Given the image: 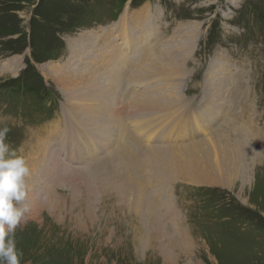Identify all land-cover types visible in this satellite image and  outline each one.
<instances>
[{"label":"rangeland","instance_id":"rangeland-1","mask_svg":"<svg viewBox=\"0 0 264 264\" xmlns=\"http://www.w3.org/2000/svg\"><path fill=\"white\" fill-rule=\"evenodd\" d=\"M123 10L130 16L143 12L144 24L155 27L153 34L133 31L139 43L132 46L130 61L115 26ZM186 23L198 24L195 39L179 32ZM98 36L104 37L103 45ZM114 55L119 60L112 65ZM174 58L181 59L179 69L153 67ZM54 64L61 70H53ZM216 69L225 90L207 112L209 72ZM114 72L121 81L118 133H132L125 137L134 152L128 170L117 154L105 159L107 166L96 159L113 150L108 144L94 149L90 159L99 164L100 175L86 161L65 166L69 156L91 153L84 134L102 132L108 121L102 100L96 101L95 114L103 118L97 126L84 118L76 122L75 99H102L95 93L104 95L99 81ZM93 73L94 82L89 80ZM133 73L142 78H134L135 84L127 79ZM132 94L152 110L130 105ZM111 125L105 132H111L109 138L115 131ZM0 127L9 128L5 142L33 168L26 196L17 204L26 209L14 233L21 264H167L164 258L171 264H264V0H0ZM211 136L223 158H214L207 143ZM227 140L240 147L220 148ZM248 141L255 142L254 153L247 151ZM41 144L46 165L40 161ZM146 145L168 156L172 152L178 163L190 158V165L211 177L220 171L233 180L212 186L171 177L162 165L165 156L154 166L168 178L154 181L147 169L136 176ZM238 151L243 154L233 164L231 156ZM138 177L151 179L144 185L146 196L157 201L156 228L128 196L138 192L140 184H133ZM181 234L189 240H181ZM179 242L190 250H180Z\"/></svg>","mask_w":264,"mask_h":264},{"label":"bare ground","instance_id":"bare-ground-1","mask_svg":"<svg viewBox=\"0 0 264 264\" xmlns=\"http://www.w3.org/2000/svg\"><path fill=\"white\" fill-rule=\"evenodd\" d=\"M142 7V6H141ZM128 14H126V11H124L123 10V13H122V15H121V19H120V21H118L117 22V24L115 25L118 29V32H119V34L121 35L120 36V38H121V42H122V47H123V50H125V52L127 53V55H125V57L129 60V56L128 55H130V53H131V51L133 52V51H135V49H134V47L132 48V46H137L138 45V40H137V38L136 37H133V34L135 33V32H133L135 29H136V32L137 33H142V35H147V34H151L152 33V30H154V28L155 27H153V25H150L149 23H147V25H145L144 24V22L146 21L144 18H146V16H145V14L143 13V12H140L138 15L137 14H135V15H128ZM128 21H127V20ZM194 23V22H193ZM130 24H134V26L135 25H137L136 26V28H133V27H131L130 28ZM187 25H184L183 27H179L178 28V30H179V32H184V34H191L189 37H188V39H190V40H192V39H195V37H197V28H198V24L197 25H195L194 24V26H191V23H186ZM145 26H147L146 28H145ZM194 28V29H193ZM199 29V28H198ZM156 31V30H155ZM153 34V33H152ZM182 34V33H181ZM135 35V34H134ZM104 36V35H103ZM99 37V36H98ZM97 37V39H98V42H99V44L100 45H103L104 44V37H99L98 38ZM135 38V41L133 42V39ZM186 39V38H185ZM95 40V39H94ZM94 40H92L90 43H92ZM141 40H143V41H145V38H142ZM142 44V43H141ZM92 47V46H91ZM181 46H176V48H180ZM176 48H175V51H176ZM183 50V49H182ZM91 51H93V50H91ZM184 52V51H183ZM108 53H109V51H108ZM124 53V52H123ZM181 53V52H180ZM87 54V53H86ZM183 54V53H182ZM180 57H182V56H180ZM179 57V58H180ZM86 58H87V56H86ZM85 58V59H86ZM133 58V57H132ZM179 58H174V59H167L165 62L163 61V62H159V64H157L158 65V67L156 66H153L154 68H159V67H162V68H166V69H169V68H178L179 66H180V64L178 63V60L179 61H181V59H179ZM84 59V58H83ZM85 59L84 60H82V61H85ZM91 59V58H90ZM119 60V55H118V57L117 58H115V55L112 57V58H110V63L113 65L114 64V62H115V60ZM116 60V61H117ZM134 60V59H133ZM13 61H16V59H13ZM130 61V60H129ZM142 62V61H141ZM129 64H130V62H128ZM127 63V64H128ZM128 64V65H129ZM133 64V63H132ZM182 64V63H181ZM118 66V65H117ZM129 67V66H128ZM140 67V66H139ZM144 67V66H143ZM181 67V66H180ZM54 69H56V71H58V70H61V68H60V65H58V64H54L53 65V70ZM142 69H144L145 70V68H142ZM179 69V68H178ZM108 70V69H107ZM113 70V69H112ZM119 70H121L120 68H119ZM132 70V69H131ZM141 71V70H140ZM176 71H178V70H176ZM142 72V71H141ZM81 73V72H80ZM132 73V72H131ZM138 74H139V72H137ZM181 73V72H180ZM217 73H218V70L216 69V71L214 72H212V70L209 72V86L210 85H212L211 86V88H212V92H211V94L209 95L210 96V98L208 99V100H206V104H205V106L207 107V109H206V111L208 110V109H210L211 107H213V105L214 106H216V103H217V99H218V97L220 98L223 94H224V90H225V87H222V85H221V83H220V80H218L219 78H217L218 77V75H217ZM58 74V73H57ZM82 74V73H81ZM94 74V73H93ZM118 74L119 73H117V72H114V73H112L111 74V78H108V80H105L104 81V83L102 84V82H101V80L99 81L100 82V84H101V86L103 87V88H105V90L103 91V96H102V92L101 91H95V93L96 94H98V93H100V95H101V97H102V99L100 98L99 100H97L96 98H94V97H91V96H88V99H89V97H91L89 100L87 99V98H83L82 96L79 98H76L75 99V104H74V109L76 110V114H75V116H74V118H73V120H76V122H79L82 118H84L83 120L84 121H91L90 123H92L91 124V126H97L98 125V122L100 121V119H99V117L100 118H102V116H99V115H97V114H95L96 112L98 113V109L96 108V101H99V102H102V100L103 101H105L104 103H105V106H104V109H106V113H107V117H108V121H107V126H106V129L104 128V129H101V131L102 132H100V133H81V136L84 134V136L87 138V141L89 142V143H85V146L87 147H89V149H90V154L87 152V151H85V153H84V155L82 156V157H77L76 155H71V156H69V162L68 161H66L65 160V158H66V155L65 154H63V157H59L61 160H65V166H67V167H70V166H68L67 164H66V162L67 163H70L71 165H73V164H76L75 162L76 161H86L87 163H89V164H92V167H95L96 166V169H94V168H92V169H94L95 171H94V175H97V173H98V175H100L99 174V171L97 170V169H99L100 168V166L98 167L97 165H99V164H96V165H94V163L90 160L93 156H95V151H94V149H97L98 150V146H102V145H109V146H106V147H110V146H114V148H113V150H107V151H105L102 155H99V157H97L96 159H99V160H102L101 161V163L103 164V165H106L107 166V162H108V160H105L106 158H113L116 154L118 155L117 157H120L121 158V164H122V166H124V167H126V170H128L127 168H128V164L130 163V158L131 157H134V152L132 151V149H130V147H129V144H128V141L127 140H125V137H129V134H132V133H126V131H128V130H124V131H120V134L118 133L119 132V124H120V116H119V114L117 113V110L119 111V107H118V109H116L117 108V106L116 105H118L119 103H120V87H121V81H120V78H119V76H118ZM80 75V74H79ZM167 75V74H166ZM81 76V75H80ZM139 76V75H138ZM138 76H136L134 73H133V75H131L129 78H127L129 81H130V83L132 82V83H134V82H136L135 81V79L134 78H136V79H138V80H140V79H142V78H138ZM158 76V75H157ZM161 76V75H160ZM163 76V75H162ZM146 77V76H145ZM96 78H97V75H93L92 76V79L91 78H89V80L90 81H92V82H94V80L96 81ZM68 78L67 77H62V80L63 81H66ZM150 79V78H149ZM156 79V78H155ZM80 80V79H79ZM104 80V79H103ZM137 80V81H138ZM148 80V79H147ZM146 80V81H147ZM144 81V80H143ZM123 83V82H122ZM131 83V84H132ZM138 83H139V81H138ZM137 83V84H138ZM145 83V82H144ZM135 84V83H134ZM143 84V83H142ZM161 86V85H160ZM163 86V85H162ZM158 87V86H157ZM174 87V86H173ZM147 88H149V87H147ZM154 89V88H153ZM152 90V89H151ZM68 91V90H67ZM82 91V90H81ZM149 92V91H148ZM168 92V91H167ZM216 92H218L217 94H216ZM135 93V92H134ZM140 94H141V92H139ZM71 94H73V91H71ZM140 94H137V95H140ZM144 94H146L145 92H144ZM164 94H167V93H164ZM170 94V93H169ZM132 95H134V96H130V99H129V103H130V105H132L133 107H150V109L151 108H153L152 106H151V104H149V103H145L144 101H142L141 99H142V97H141V99H139V97H136V95L135 94H132ZM151 95V94H150ZM161 95V94H160ZM160 95H159V97H160ZM154 96V95H153ZM162 96V95H161ZM165 96H167V95H165ZM168 97V96H167ZM171 97V95L169 96V98ZM208 97V96H207ZM207 97H206V99H207ZM83 98V99H82ZM148 98V97H147ZM151 98H152V96H151ZM154 98V97H153ZM149 99V98H148ZM156 99V98H155ZM159 99L160 98H158V101H159ZM162 99V98H161ZM160 99V100H161ZM170 99H172V98H170ZM83 100H88V102L86 103L85 101H83ZM152 101H153V99H151ZM226 100V99H225ZM149 100H147V102H148ZM155 101V100H154ZM227 101V100H226ZM154 103V102H153ZM159 104V103H158ZM125 105V104H124ZM161 105H163V104H161ZM218 105H219V103H218ZM166 106V105H165ZM99 107V106H98ZM125 107V106H124ZM131 107V106H130ZM158 108L157 109H159V106H157ZM214 108V107H213ZM217 108V107H216ZM125 109V108H124ZM135 109V108H134ZM218 109H219V106H218ZM222 109V108H221ZM99 110H100V107H99ZM152 110V109H151ZM150 111V110H149ZM152 112V111H151ZM154 112V111H153ZM208 112V111H207ZM212 112V111H211ZM218 113V112H217ZM220 113V112H219ZM105 114V113H104ZM104 114H101V115H104ZM202 114H203V112H202ZM125 115V114H124ZM201 115V114H200ZM204 115V114H203ZM126 116V115H125ZM217 116V115H216ZM114 119H113V118ZM203 117V116H202ZM204 117H205V115H204ZM111 118L113 119V120H111ZM125 118V117H124ZM103 119V118H102ZM129 119V118H128ZM139 119V118H138ZM197 119H198V117H197ZM125 120H126V118H125ZM201 120V119H200ZM83 121V122H84ZM122 121V120H121ZM131 121V120H130ZM196 121V120H195ZM82 122V121H81ZM105 123V122H104ZM129 123V122H128ZM132 123H133V121H132ZM131 123V124H132ZM137 123H138V121L136 122L135 121V124L137 125ZM147 123V122H146ZM113 125V129L115 130L114 131V133H112L113 135H112V137H108L109 136V134L111 133H105V132H108L107 131V129H109V126L110 125ZM122 124V123H121ZM126 124V123H125ZM130 123L128 124L129 126L131 125ZM139 124H141L140 122H139ZM102 125V124H101ZM111 125V126H112ZM133 125V124H132ZM131 125V126H132ZM134 126V127H136L137 128V126ZM147 125H149V124H147ZM196 125V124H195ZM90 126V127H91ZM140 127H141V125H139ZM150 126V125H149ZM204 126V125H203ZM125 127H126V125H125ZM133 126H132V128L133 129H135ZM161 127V126H160ZM198 127V126H197ZM202 127V126H201ZM79 128H81V127H79ZM127 128V127H126ZM200 127H198V129H199ZM112 129V130H113ZM201 129H203V128H201ZM78 131H80L79 129H77ZM97 130V129H96ZM96 130H94V131H96ZM112 130H110V131H112ZM104 131V132H103ZM134 131H136L137 132V130H134ZM133 131V132H134ZM115 133H117V135H115ZM139 133H141L140 131H139ZM138 133V134H139ZM156 134V133H155ZM137 134H135V136H136ZM146 135H148V136H151V133H147ZM207 135V134H206ZM212 135V134H211ZM77 136H80V135H77ZM132 136V135H131ZM137 136H139V135H137ZM213 136H215V134H213ZM133 137V136H132ZM144 137H146L145 135H144ZM206 137V136H205ZM212 137V136H211ZM134 138V137H133ZM132 139V138H131ZM200 139V138H199ZM214 137H212V138H209V141H207V143H209V142H211V148H213V154H214V158L216 159L217 157H222L223 158V156H220V155H218L217 153V151H216V149H215V142H213L214 141ZM147 140H149L148 138H147ZM137 141H139V140H137ZM141 141H142V139H141ZM143 141H144V139H143ZM142 141V142H143ZM114 142H115V145H114ZM196 143H197V141H195ZM194 142V143H195ZM192 143H193V141H192ZM186 144V143H185ZM188 144V143H187ZM179 145H181V144H178V146H176L177 147V149H179L180 150V146ZM258 145H260V141L259 140H257L256 141V147H258ZM142 146V145H141ZM165 146V145H164ZM42 144H41V146H39V148L41 149V163L42 164H44V165H46L45 164V162H46V159H45V150H46V147H43L45 150H42ZM228 148V149H231V150H233V148H237V147H240V146H236V145H233V144H229V141L227 140L226 141V143H225V145H222L220 148H222V149H224V148ZM157 149V150H156ZM55 150H57V147L55 148ZM175 150V149H174ZM48 151V150H47ZM145 151H146V154L144 155V157L142 158V160L140 161V159H137V161L139 162L137 165H136V176H139L138 175V173L142 170V169H144L143 170V172H140V175H143L144 174V171H145V169H147V170H150V174H154L153 175V180L155 181H161V180H163L165 177L166 178H168V174H166V173H163L160 169H157L155 166H154V162H156L157 161V163H158V159H163V156H165V157H167V161H162V165L168 170V171H170L169 172V175L171 176V177H173V176H175L174 174H177L178 175V178H179V176H180V178H183V179H185V181L186 182H189V183H193V184H209V185H214V186H218V184L219 185H224V184H226V181H231L232 182V180H233V177L232 176H229V175H232V174H227V173H224V174H221V172L220 171H218V174H220L219 175V177H211L209 174V172H207V171H203V170H201V169H199V167H197V166H193V165H190V162H192L193 160L192 159H187V160H184V161H182L181 163L179 162H177L176 160H175V156L172 154V152H170L171 153V155L170 156H168V155H166L165 154V152L164 151H162V150H158V148L155 146V145H146L145 146ZM173 151V150H172ZM234 151V150H233ZM247 151L248 152H251L252 151V153H254V151H256L255 150V142L254 141H248V145H247ZM60 152V151H59ZM58 153V152H57ZM86 153H88V155H86ZM107 153H111V156L110 155H108ZM54 155H55V152L53 153ZM98 154V153H97ZM241 154H243V151H238V154H236V153H233V156H231L232 158H231V161H232V163L234 164V162H235V160H236V158L237 157H235V156H238V157H241L242 155ZM57 155H59V154H57ZM114 159V158H113ZM105 160V161H104ZM264 160V159H263ZM248 163H249V161H246V164H247V166H249L248 165ZM64 164V163H63ZM44 165H42V166H44ZM85 166V165H84ZM246 166V165H245ZM73 167H74V165H73ZM101 167H102V165H101ZM216 168H217V166H215ZM218 169H220V168H218ZM245 169H246V177H248L247 176V170H248V167H245ZM30 170H33V168L31 169L30 168ZM101 170H103V169H101ZM82 172V171H81ZM101 172V171H100ZM104 172V171H103ZM105 173V172H104ZM102 174V173H101ZM127 174H130L129 172L127 173ZM97 175V176H98ZM105 175V174H104ZM165 176V177H164ZM130 176H126L125 178L126 179H128ZM229 177H230V179H229ZM101 178H102V176H101ZM110 179V178H109ZM112 179V178H111ZM110 179V180H111ZM146 179H148V181H146V182H148V184L150 183L151 184V181L149 182V180H151V179H149V177H147V178H141V177H138L136 180H134L133 181V184L134 185H139L140 184V186L138 187V192L137 193H131V194H129L128 196L129 197H132V199L135 201V204H134V208H136L137 210H136V212L137 213H142V214H144V216H146V218H147V222H149V220L151 219V221H153L152 222V224L150 225V226H154L155 228H156V224L155 223H157V222H155V221H158L157 219H159L160 217L159 216H152V214L156 211V206H155V204L157 203V201L155 200V199H153V198H151V197H148V196H146V194H145V192H146V187H147V185H144V181L146 180ZM110 180H107V181H110ZM231 182H229V183H231ZM102 183H105V182H102ZM228 184V183H227ZM144 187V188H143ZM231 187V186H230ZM149 191H150V194H151V196L152 197H154L155 195H157L156 193H155V190H154V188H152V186H150L149 187ZM131 191H133L132 189H131ZM130 201H132L131 200V198H130ZM134 201H133V203H134ZM164 204V203H163ZM164 205H167V204H164ZM166 207H168V206H166ZM164 209V208H163ZM158 211V210H157ZM160 212V211H159ZM167 212V211H166ZM141 216V215H140ZM172 218V217H171ZM162 219V218H161ZM148 224V223H147ZM149 226V225H148ZM143 227V226H142ZM151 229V228H150ZM159 230H161V229H159ZM154 231V230H153ZM162 231V230H161ZM189 232V231H188ZM160 234V233H159ZM188 234V233H187ZM182 235H184V237H182ZM190 235V234H189ZM186 236V234H181V240L182 239H187V236ZM163 237V236H162ZM135 238H138V236L137 235H135ZM144 238V237H143ZM154 238V237H153ZM161 238V237H160ZM167 238H170V237H167ZM177 238H178V236H177ZM189 238V237H188ZM155 240H156V238H154ZM192 239V238H191ZM158 240V239H157ZM161 240V239H160ZM187 240H189V239H187ZM186 240V242H188ZM193 240V239H192ZM180 241V240H179ZM140 242V241H139ZM152 242V241H151ZM183 242H185V241H183ZM183 242H179L178 243V246L177 247H179V249L180 250H182V249H184V250H186L187 248H184V243ZM160 244H161V242H160ZM184 244V245H183ZM187 244V243H186ZM189 244H191V243H189ZM174 245V244H173ZM196 245H197V243L195 242H193V246L192 245H190V246H192V249H194V248H196ZM200 246V245H199ZM174 247V246H173ZM187 247V246H186ZM175 248V247H174ZM178 249V248H177ZM183 250V251H184ZM187 250H190V249H187ZM186 250V251H187ZM181 252V251H180ZM188 252V251H187ZM166 261H167V264H171V262H170V260H168V259H166V258H164ZM163 263V262H162ZM166 263V262H165Z\"/></svg>","mask_w":264,"mask_h":264},{"label":"clouds","instance_id":"clouds-1","mask_svg":"<svg viewBox=\"0 0 264 264\" xmlns=\"http://www.w3.org/2000/svg\"><path fill=\"white\" fill-rule=\"evenodd\" d=\"M8 127H0V264H21L15 229L26 209L17 207L26 196L29 167L23 156L7 144Z\"/></svg>","mask_w":264,"mask_h":264}]
</instances>
